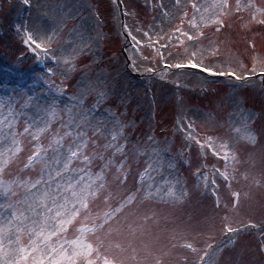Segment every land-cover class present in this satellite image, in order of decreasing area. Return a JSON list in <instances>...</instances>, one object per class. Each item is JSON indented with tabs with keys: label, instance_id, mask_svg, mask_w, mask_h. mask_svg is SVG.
<instances>
[{
	"label": "rangeland",
	"instance_id": "obj_1",
	"mask_svg": "<svg viewBox=\"0 0 264 264\" xmlns=\"http://www.w3.org/2000/svg\"><path fill=\"white\" fill-rule=\"evenodd\" d=\"M123 2L132 12L124 10L125 22H121L114 0H31V6L24 5L22 0H0V96L11 95L14 90L48 95V84L45 83L48 81L54 85L63 83L66 93L60 99L67 104L70 96L78 90L77 81L87 75V81L94 88L108 90V97L95 110L96 114L131 124L125 129V135L129 141L128 155L133 171H143L146 161L156 159L149 147L151 142L145 138V134L151 133L159 142L151 146L162 150L158 171L152 172L156 183L179 178L181 183L178 187L188 193L182 203L175 205L150 200L125 209V213L135 211L138 215L156 213L159 224L149 221L153 233L161 236V243L155 248L164 247L168 251L171 247L168 243L172 234L170 230L176 229L187 232L188 240L194 241L198 248H203L205 242L214 246L219 244L223 248V252L217 254L219 264L228 261L232 264H264V251L260 250L261 234L264 232V182L260 187L253 183V177L260 179L264 171L260 162L261 144H257L255 149L247 146V151L256 154V163L252 166L248 162L246 142L241 140L237 143L238 137L233 131V128H243L246 120L258 138L264 129V25L250 21L249 13L245 11L225 15V26L220 31H215L214 25L202 29L204 37L196 47L206 48L211 42L219 48L218 57L206 54L204 62L221 71L235 72L241 77L237 80L235 76L212 75L200 69L168 67L187 59L183 55V47L175 40L171 46L160 47L166 45L167 37L174 36V29L180 26L181 17L176 14L177 9L169 7V16L161 14L160 5L170 6L174 0H158L155 5L152 4L151 13L134 0ZM196 2L210 5L213 0ZM228 2L234 9L236 0ZM254 2L264 7V0ZM182 4L186 6L190 18V0H182ZM53 5L60 6L55 13L50 7ZM45 12L54 17L52 27L59 32L53 44L54 49L62 50L57 51V55H68L73 48L79 52L75 59L77 70L67 80L64 65L51 60L44 61V72L32 73L37 68L36 56L32 51L29 56L25 53L31 49L23 44V32L17 33V26L20 25L34 29L37 18ZM125 24L127 28L122 27ZM183 30H190L187 21ZM145 31L151 36V44L143 35ZM132 36L136 37L135 41ZM181 39L189 44L186 38ZM147 46L161 50L153 55L147 54ZM177 52L180 54L177 55ZM155 55L157 57L153 59ZM125 56L129 61L131 59L135 68L133 71H144L151 77L135 80L125 68ZM150 61H153V66H150ZM49 68L54 74L48 71ZM152 69L156 72H147ZM21 70L26 77L19 80L17 73ZM257 73H263V78H257ZM95 102L96 93L90 92L84 103L91 106ZM189 123L192 124L193 134L201 140L207 136L229 139L240 153L242 163L236 166L238 171L231 188L217 176L219 207L211 189L206 191L203 180L198 181L194 173L200 167L202 172L210 174L213 165L224 170V161L213 156L209 150L205 157L195 162L199 146L190 142V150L184 147L185 128ZM133 145L147 149V155L138 156ZM181 149H184L183 157L178 155ZM185 160L193 161L191 167ZM228 171L231 173L232 169ZM246 171L249 173L247 180L243 176ZM198 183L200 187H197ZM234 191L241 193L238 207H233L231 193ZM245 192L249 194L247 197ZM225 216L227 221L223 219ZM250 222L257 227H245ZM226 223L238 228V234L226 233ZM184 257L190 264L196 259L189 250L181 247L171 249V254L164 259L166 264L168 261L183 264ZM148 259L151 261L152 257Z\"/></svg>",
	"mask_w": 264,
	"mask_h": 264
},
{
	"label": "snow or ice",
	"instance_id": "obj_2",
	"mask_svg": "<svg viewBox=\"0 0 264 264\" xmlns=\"http://www.w3.org/2000/svg\"><path fill=\"white\" fill-rule=\"evenodd\" d=\"M22 3L31 6V0H22ZM50 7L55 13L60 6ZM169 7L177 9L180 26L174 29V36L167 37L166 45L160 47L171 46L175 40L183 47L187 59L168 67L200 69L203 73L241 79L235 72L221 71L204 62L206 54L219 56L218 47L211 42L206 48L196 45L204 37L203 28L214 25L215 31H220L225 26L223 17L233 12L246 11L250 21L264 25V7L254 0H236L234 9L228 0H213L210 5L190 0V18L182 0H174L170 6L161 4L163 16L170 15ZM53 19L45 12L37 18L34 29L20 25L17 33L23 32V44L31 49L37 61L62 63L67 80L77 70L75 59L79 52L73 48L68 55H57V51L62 50L53 48L59 35L52 27ZM185 21L190 26L189 31L183 30ZM122 27L127 28V25ZM143 35L151 44L149 32L145 31ZM131 38L136 40L135 36ZM48 71L54 74L51 68ZM45 83L48 84V95L14 90L11 95L0 96V264H166L164 257L177 247L189 250L196 257L191 264H219L217 254L223 252L219 244L214 246L205 242L203 248H198L194 241L188 240L187 232L171 229L170 249L155 248L161 243V236L153 233L149 221L159 224L156 213H125V209L150 200L175 205L182 203L188 195L185 189L178 187L179 178L156 183L152 172L158 171L162 150L151 146L159 143L155 136L145 134L156 159L146 161L143 171L134 172L125 135V129L131 124L118 118L110 120L95 111L107 99L108 90L94 88L85 75L77 81L78 90L70 96V102L64 104L60 99L66 93L63 83ZM90 92L96 93V102L87 106L84 100ZM233 131L237 134V143L246 142V151L247 146L255 149L261 144L260 162L264 167V129L258 138L246 120L243 128H233ZM190 142L199 146L195 162L205 157L209 150L224 161V170L213 165L210 174L202 172L200 167L194 173L198 181L203 180L206 191L211 189L219 207L217 176L231 188L238 171L236 166L242 163L240 153L229 139L207 136L201 140L193 134L191 123L185 128V149H191ZM133 148L138 156L147 155V149L137 145ZM183 153L184 149H181L178 155L183 157ZM247 155L248 162L255 166V152L247 151ZM184 162L190 167L193 163L192 160ZM243 176L247 180L249 173L246 171ZM262 182L264 171L260 179L253 177L257 187ZM197 187H200L199 183ZM231 195L233 207H238L241 193L234 191ZM248 195L244 193L245 197ZM223 219L227 221L228 217ZM245 227L256 228L257 225L250 222ZM224 231L236 235L239 229L226 223ZM260 250L264 251V232ZM149 257H152L151 261ZM183 264H190L187 257Z\"/></svg>",
	"mask_w": 264,
	"mask_h": 264
},
{
	"label": "water",
	"instance_id": "obj_3",
	"mask_svg": "<svg viewBox=\"0 0 264 264\" xmlns=\"http://www.w3.org/2000/svg\"><path fill=\"white\" fill-rule=\"evenodd\" d=\"M118 10H119V13H120V3H119V1H118ZM121 15V14H120ZM123 47V46H122ZM124 55H125V53H124ZM126 57V64L128 65L129 64V59H128V57L127 56H125ZM137 75H139V76H142V74H140V73H138ZM257 77H263V74H258V75H256ZM262 87L264 88V85H262Z\"/></svg>",
	"mask_w": 264,
	"mask_h": 264
}]
</instances>
